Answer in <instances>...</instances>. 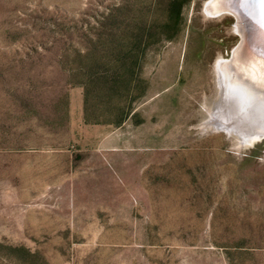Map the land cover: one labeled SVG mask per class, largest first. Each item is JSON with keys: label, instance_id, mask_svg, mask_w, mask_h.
<instances>
[{"label": "rangeland", "instance_id": "1", "mask_svg": "<svg viewBox=\"0 0 264 264\" xmlns=\"http://www.w3.org/2000/svg\"><path fill=\"white\" fill-rule=\"evenodd\" d=\"M211 1L153 41L137 117L114 127L84 121L100 23L158 31L169 0H0V264H264V141L215 128L241 122L216 72L241 35Z\"/></svg>", "mask_w": 264, "mask_h": 264}, {"label": "trees", "instance_id": "2", "mask_svg": "<svg viewBox=\"0 0 264 264\" xmlns=\"http://www.w3.org/2000/svg\"><path fill=\"white\" fill-rule=\"evenodd\" d=\"M192 2L169 0L166 19L160 23L158 31L149 22L123 18L115 12L103 18L100 25L104 33L100 34L99 42L110 49L101 52L102 56L95 64L96 72L83 84L86 88V124L121 127L137 117L134 106L146 90V82L141 78L145 54L156 38L172 41L180 36L184 10ZM92 56L96 57V54ZM89 86L95 93L87 91ZM93 98L96 99L94 104ZM26 253L30 255V252Z\"/></svg>", "mask_w": 264, "mask_h": 264}, {"label": "bare ground", "instance_id": "3", "mask_svg": "<svg viewBox=\"0 0 264 264\" xmlns=\"http://www.w3.org/2000/svg\"><path fill=\"white\" fill-rule=\"evenodd\" d=\"M206 9L207 14L211 17L232 13L238 21L236 30L241 35L242 42L238 49L236 48L234 61L230 63L220 59L216 63V72L221 77L222 88L220 87V91L223 93V99H220L217 106L222 114L227 113V110L232 117L240 119L241 122L236 121L234 124L227 118L230 121L229 126L226 128L223 125H221L222 128L216 127L223 129L228 134L237 130L246 138L245 124H247V128L257 130L258 133L264 129L262 128L264 127V114L261 116L262 113H259V116L253 113V117L256 116V119H260L258 122L249 116L248 112V107L264 111V36L257 28L259 19L253 11L249 12L251 10L250 3L244 6L242 0H212L207 4ZM234 101L237 103L236 106L233 104ZM223 102L232 104H227L226 107ZM257 123L262 127H257ZM214 124L215 122H213ZM239 125L243 127V131L236 128ZM257 137L252 139L251 144L257 140Z\"/></svg>", "mask_w": 264, "mask_h": 264}, {"label": "water", "instance_id": "4", "mask_svg": "<svg viewBox=\"0 0 264 264\" xmlns=\"http://www.w3.org/2000/svg\"><path fill=\"white\" fill-rule=\"evenodd\" d=\"M250 6H251V10H249V12L253 11L256 15H257V18L259 19V25H258V30L261 32V34L264 36V26H262V24H264V17L261 16V12H260V9L257 5L253 4L250 2ZM223 15H226V14H220L218 15V17H221ZM228 15L232 16L235 20H236V24L238 23L237 19H236V16L232 13H228ZM237 31V30H236ZM247 36V34H245ZM241 42H242V37H241ZM241 44V43H240ZM240 44L236 47L238 49V47L240 46ZM236 49L234 50L233 52V61L235 59V53H236ZM257 53V52H256ZM217 78H218V83H219V88L221 87L222 88V85H221V77L217 74ZM221 90V89H220ZM220 97L221 99H223V93L222 91H220ZM224 101V100H223ZM232 102V101H231ZM231 102H228V103H224V105L226 106L227 104H230ZM232 104V103H231ZM234 106L237 105V103L234 101ZM227 107V106H226ZM257 111V112H256ZM248 112H249V116H252V118H255L254 120H257L258 122L260 121V119H256V116L253 117V113H256L257 115H259V113H262L261 116H263L264 114V111H262L261 109H257V108H252V107H248ZM244 113V112H243ZM260 116V115H259ZM258 118V117H257ZM252 119V121H254ZM246 123V122H245ZM259 123H257V127H262L260 125H258ZM247 126V124H245ZM249 127V125H248ZM217 130H220V131H223V129H219L218 127H215ZM264 128V127H262ZM263 131L259 132L256 130L254 131V129H250V128H247L246 129V138H244L237 130L235 131H232L230 134H227L228 137L232 140V142L234 144H239L241 146V148H248L250 146H253L255 145L257 142H262L264 141V129H262ZM257 137V140H255L252 144H251V141L254 137Z\"/></svg>", "mask_w": 264, "mask_h": 264}, {"label": "snow or ice", "instance_id": "5", "mask_svg": "<svg viewBox=\"0 0 264 264\" xmlns=\"http://www.w3.org/2000/svg\"><path fill=\"white\" fill-rule=\"evenodd\" d=\"M250 2L259 7L261 16L264 17V0H242L244 6H247ZM262 26H264V24H262Z\"/></svg>", "mask_w": 264, "mask_h": 264}]
</instances>
